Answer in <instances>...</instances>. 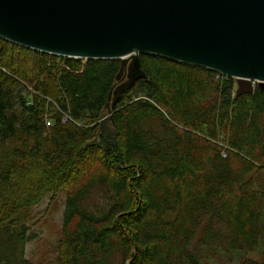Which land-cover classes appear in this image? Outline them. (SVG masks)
Masks as SVG:
<instances>
[{
  "label": "trees",
  "instance_id": "16d2710c",
  "mask_svg": "<svg viewBox=\"0 0 264 264\" xmlns=\"http://www.w3.org/2000/svg\"><path fill=\"white\" fill-rule=\"evenodd\" d=\"M139 62L146 79L109 109L119 61L0 38V154L21 145L0 171V264H31L36 235L18 215L67 180L77 184L57 264H200L259 249L240 264H264V93L236 96L233 79L157 56Z\"/></svg>",
  "mask_w": 264,
  "mask_h": 264
},
{
  "label": "water",
  "instance_id": "95a60500",
  "mask_svg": "<svg viewBox=\"0 0 264 264\" xmlns=\"http://www.w3.org/2000/svg\"><path fill=\"white\" fill-rule=\"evenodd\" d=\"M0 38L60 57L120 60L109 109L146 79L144 54L235 79L236 96L264 93V0H0Z\"/></svg>",
  "mask_w": 264,
  "mask_h": 264
},
{
  "label": "rangeland",
  "instance_id": "374dc122",
  "mask_svg": "<svg viewBox=\"0 0 264 264\" xmlns=\"http://www.w3.org/2000/svg\"><path fill=\"white\" fill-rule=\"evenodd\" d=\"M117 61L120 62V60ZM233 80L237 87L236 80ZM49 121L47 117V126H49ZM63 121H65L64 118ZM19 148H21L20 142L5 143L0 154V171L15 162L13 153ZM74 182L75 180L65 181L63 186L46 193L37 204L19 213L18 223H24L36 235V238L25 245L24 257L31 264H57L62 249L61 231L65 198L67 191L77 184ZM259 251L248 254L215 252L204 258L200 264H240L246 259L260 261Z\"/></svg>",
  "mask_w": 264,
  "mask_h": 264
},
{
  "label": "built area",
  "instance_id": "2783aa9c",
  "mask_svg": "<svg viewBox=\"0 0 264 264\" xmlns=\"http://www.w3.org/2000/svg\"><path fill=\"white\" fill-rule=\"evenodd\" d=\"M219 75V74H218ZM221 76V75H220ZM224 77V76H223ZM252 84L253 86H256V82L252 81ZM235 86V85H234ZM237 86V85H236ZM237 87H235V90H236ZM222 157H226V153L225 152H222Z\"/></svg>",
  "mask_w": 264,
  "mask_h": 264
}]
</instances>
